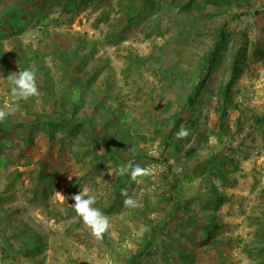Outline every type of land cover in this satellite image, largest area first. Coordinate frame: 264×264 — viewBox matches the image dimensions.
Masks as SVG:
<instances>
[{
    "label": "rangeland",
    "instance_id": "obj_1",
    "mask_svg": "<svg viewBox=\"0 0 264 264\" xmlns=\"http://www.w3.org/2000/svg\"><path fill=\"white\" fill-rule=\"evenodd\" d=\"M189 1L0 0V108L13 73L33 69L39 93L0 122V264H264V0ZM61 103L84 125L31 137ZM129 161L154 174L117 176ZM85 188L111 224L99 240L72 206Z\"/></svg>",
    "mask_w": 264,
    "mask_h": 264
},
{
    "label": "clouds",
    "instance_id": "obj_2",
    "mask_svg": "<svg viewBox=\"0 0 264 264\" xmlns=\"http://www.w3.org/2000/svg\"><path fill=\"white\" fill-rule=\"evenodd\" d=\"M9 81L11 84L12 103L7 105L6 108H0V122H3L7 116L18 110L19 101H26L39 94L36 72L31 68L19 71L18 74L9 75ZM188 135L189 130L183 126L176 133L178 139L186 138ZM153 174L154 169L152 167H141L131 161L126 165H120L116 169L117 176L128 175L135 182H140L143 178L150 177ZM59 194L64 197L61 193ZM121 196L125 197L123 200L125 207L136 208L141 206L136 199L128 195L126 188L121 189ZM71 199L74 201L72 206L77 215L82 218L83 223L91 229L92 234L98 240L102 239L103 234L110 229L111 224L109 218L94 206L97 202L96 198L90 195L88 189L85 188L74 194Z\"/></svg>",
    "mask_w": 264,
    "mask_h": 264
},
{
    "label": "trees",
    "instance_id": "obj_3",
    "mask_svg": "<svg viewBox=\"0 0 264 264\" xmlns=\"http://www.w3.org/2000/svg\"><path fill=\"white\" fill-rule=\"evenodd\" d=\"M146 3H150L151 0H144ZM195 0H190L189 1V4L191 5L192 3H194ZM235 2H240L241 0H233ZM80 3L83 2V0H79ZM80 3L77 2V0H64V8H66L69 12L71 11H74V9L76 7H79ZM184 7H187L186 5ZM236 18H238V16H235ZM235 18H233L231 21H233ZM229 24L230 22L229 21H226L225 23H223V25L219 28L218 32H217V43H216V46L220 45V44H223V43H227V29L229 27ZM115 36V34H110L108 35V40L111 41V39H113V37ZM63 58L62 60L64 61V63L66 64H70L71 61L73 59L74 56H77V52H61ZM87 56H84L83 59H87L86 58ZM217 57L218 58H225L224 55L220 54L218 55L217 52L215 51H211L207 56H206V63L207 64H214L216 61H217ZM134 59H136L137 62H146V61H149L152 59L151 56H149L148 58H140L138 56H136ZM135 62V60H134ZM234 62H237L234 61ZM28 66V65H27ZM48 76V75H47ZM49 77V76H48ZM78 110H79V105L77 103H72V110H71V113L68 114L66 113L65 111V105L61 103V112L58 116L56 115H53V114H50V115H47L45 116V119L43 121L42 118H39L40 121L37 122V124H34L33 127L30 128V136L33 137L36 133L40 132V131H45L47 132L48 134V137L50 140H54L56 139V133L57 132H60V131H63L64 129L70 127L72 129V126L74 124V127L76 129H80L82 125H84L85 123V120L83 119H80L78 117ZM74 128V129H75ZM73 131V130H72ZM100 139L101 141L104 143V145L106 146L107 148V151L108 153L113 156H115V154L119 155V151H120V144H117V143H114L110 140H108V138L104 135H100ZM21 154V153H20ZM22 156V155H21ZM8 160V158H7ZM21 174L19 173L18 176H20ZM46 181H52L53 182V186L57 189H59V182L57 180V176L55 174H52V173H42V175H40L38 177V182L40 184V187L43 189V193L45 196H47V192L49 189H51V186L47 187L48 185H46ZM13 183V182H12ZM11 183V185H12ZM10 186V184H9ZM67 191V190H66ZM51 192V191H50ZM215 196H219L217 191L214 192ZM67 192H66V196H67ZM176 195V194H174ZM174 195H170V198L172 201H174L175 205H174V209L175 210H179L181 209V207L184 206V202L185 201H182L181 199L177 198V197H174ZM173 209V211H174ZM73 211V210H71ZM75 211V209H74ZM173 212H169L167 213V216H171ZM197 216V214H195ZM195 215L189 217L188 221L190 222H195L196 221V218H195ZM212 223V226H215V223L211 222ZM166 224V221H163L159 224H156L152 230H151V236L153 237L154 234H156V232L158 231V229L160 227H163L164 225ZM207 234H210L211 231L208 229ZM151 240L147 239L146 240V244L143 245V250L139 251L138 254H135L132 258V261H135L139 256H142L143 252L145 249H149L152 247L151 245ZM178 244L180 245L181 242L178 241Z\"/></svg>",
    "mask_w": 264,
    "mask_h": 264
}]
</instances>
